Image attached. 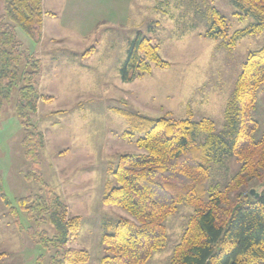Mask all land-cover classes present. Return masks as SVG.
<instances>
[{
    "label": "rangeland",
    "instance_id": "obj_1",
    "mask_svg": "<svg viewBox=\"0 0 264 264\" xmlns=\"http://www.w3.org/2000/svg\"><path fill=\"white\" fill-rule=\"evenodd\" d=\"M212 8L226 19L228 36L251 23L238 21L230 0H44L39 43L16 28L23 49L41 62L40 94L53 97L50 102H39L32 117L45 142L39 169L69 214L81 217L72 246L89 253L84 264L100 263V240L107 233L101 225L129 218L123 210L101 203L105 185L113 183L110 171L118 158L140 153L134 144L136 136L122 137L127 125L115 109L151 119L208 118L222 131L225 106L241 66L249 52L264 46V31L240 39L229 49L222 40L204 36ZM3 14L4 1L0 0ZM138 33L158 46L160 57L169 65L152 67L150 74L124 83L119 69ZM15 100L16 89L0 108V176L4 196L17 208L18 199L40 193L41 186L24 178L30 166L21 143L24 133L15 115ZM253 117L259 137L264 131V85ZM240 169L234 157L221 158L212 165L207 181V186L224 190L231 206L264 188V182L248 178L236 190H228ZM193 213L192 207L178 206L164 222L165 247L145 264H170ZM31 226L24 213L15 218L0 199V264H49L52 251L28 236ZM40 230L53 233L49 224Z\"/></svg>",
    "mask_w": 264,
    "mask_h": 264
},
{
    "label": "trees",
    "instance_id": "obj_2",
    "mask_svg": "<svg viewBox=\"0 0 264 264\" xmlns=\"http://www.w3.org/2000/svg\"><path fill=\"white\" fill-rule=\"evenodd\" d=\"M3 1L0 108L16 89L14 111L23 128L21 143L30 166L24 178L38 183L41 192L18 199V207L14 208L2 192L0 176V199L15 218L19 212L26 215L32 223L28 236L52 251L49 264H84L89 253L72 246L81 217L69 214L67 205L43 181L39 169L45 142L32 117L39 102H50L53 97L40 94L41 62L23 49L16 35V28H20L39 43L42 0ZM230 2L239 22L251 23L228 36L226 19L212 8L204 34L206 38L222 40L229 49L240 39L264 31V0ZM168 65L160 57L158 46L138 33L129 43L119 77L131 83L150 74L152 67ZM263 85L264 46L247 54L226 103L224 127L219 132L208 118L151 119L125 109L114 110L127 125L122 137L131 140L136 136L134 144L140 153L121 155L110 171L113 183L104 187L102 205L121 209L129 218L101 225L107 233L100 240L103 256L99 264H145L154 252L165 247L164 222L180 205L192 207L194 213L174 247L170 264H264V188L257 197L246 195L231 206L224 190L217 185L207 186L212 165L224 157H234L241 164L228 190H236L248 178L264 182V131L255 136L258 121L253 117ZM45 224L52 227V234L40 230Z\"/></svg>",
    "mask_w": 264,
    "mask_h": 264
},
{
    "label": "crops",
    "instance_id": "obj_3",
    "mask_svg": "<svg viewBox=\"0 0 264 264\" xmlns=\"http://www.w3.org/2000/svg\"><path fill=\"white\" fill-rule=\"evenodd\" d=\"M43 3H44V0H42V9H43ZM42 26H43V20H42Z\"/></svg>",
    "mask_w": 264,
    "mask_h": 264
},
{
    "label": "water",
    "instance_id": "obj_4",
    "mask_svg": "<svg viewBox=\"0 0 264 264\" xmlns=\"http://www.w3.org/2000/svg\"><path fill=\"white\" fill-rule=\"evenodd\" d=\"M251 194H252V195H255V197H257V194H255L253 191H251Z\"/></svg>",
    "mask_w": 264,
    "mask_h": 264
}]
</instances>
